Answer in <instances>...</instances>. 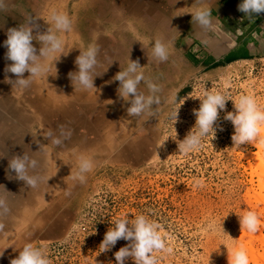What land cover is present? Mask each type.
Masks as SVG:
<instances>
[{"label":"rangeland","instance_id":"obj_1","mask_svg":"<svg viewBox=\"0 0 264 264\" xmlns=\"http://www.w3.org/2000/svg\"><path fill=\"white\" fill-rule=\"evenodd\" d=\"M169 1L175 3L178 13L192 12L195 8H189L190 3L202 5L212 0ZM259 39L253 59L206 70L180 55L157 74L154 63L152 73L149 71V54L142 42L134 49H126L130 40L119 43L112 67L120 71L129 57L139 62L146 78L161 87V103L153 105L156 114L151 117H129L130 101L120 96L121 105L107 99L105 113L99 115L34 114L28 105V98H33L29 89L5 82L6 76L10 80L16 77L0 66V155H4L0 157V197L9 206V212L0 217V250L4 248L0 264H10L19 248L29 242L45 248L50 264H116L114 253L129 242L119 239L104 252L99 244L112 221L120 217L132 220L139 214L160 225L166 245L172 249L155 253L157 264H228L227 252L241 246L249 264H264V200L259 196L264 194L260 187L264 180L259 176L264 159L246 158L250 153L263 154L264 144L257 140L252 145H233V126L224 119L226 112L234 110L232 100L219 111L213 137L204 138L197 151H178L195 124L194 110L200 106L196 96H202L206 88L223 90L232 99L250 93L264 105V40ZM45 82L48 89L52 87L50 79ZM105 85L101 87L112 91L119 81ZM139 91L147 93L144 83ZM95 95V101L102 100ZM170 96L175 97L174 104L168 102ZM13 105L19 112L10 110ZM177 107L173 123L169 113ZM23 108L31 121L18 119ZM116 109L120 116L111 112ZM92 115L99 118L91 119ZM61 127L71 129L72 135L61 146H53L43 131L58 134ZM82 136L87 139L83 141ZM23 152L40 161L37 174L51 176L35 189L8 169L9 159ZM78 154L89 155L95 162L83 184L70 175ZM196 180H202L203 186H197ZM247 211H255L259 217L255 233L240 229L238 215ZM31 228H35L33 233ZM124 264L134 261L128 258Z\"/></svg>","mask_w":264,"mask_h":264},{"label":"clouds","instance_id":"obj_2","mask_svg":"<svg viewBox=\"0 0 264 264\" xmlns=\"http://www.w3.org/2000/svg\"><path fill=\"white\" fill-rule=\"evenodd\" d=\"M10 0H0V12L7 10ZM238 11L244 13L250 22L254 19L253 14L264 12V0H240ZM191 14L192 22L205 32H215L216 25L212 19L211 8L207 5L197 6ZM33 18L29 17L25 24H21L18 28H9L6 32V39L3 44L7 51L5 58L12 63L5 68L6 72L15 74V80H10L7 76L5 82L15 84L20 90L30 87L37 79L47 77L49 68L54 61L58 60L61 54H65L63 49L66 44L65 33L73 30V19L64 11L51 8L48 12V18L45 20L49 25L47 31L37 33L33 36L32 23ZM41 43L39 54L31 41L33 39ZM135 41H141L137 38ZM151 54L153 59L158 63H163L169 59L173 42L171 39L163 40L155 38L150 41ZM72 48V47H71ZM75 59L77 71L70 72L69 78L74 87L82 91L94 90L93 79L107 70L97 72L98 67V46L89 44L81 50ZM70 49V48H69ZM121 69V68H120ZM27 71L29 75L25 78L23 73ZM119 81L117 89L118 94L125 101H130L126 112L129 117H140L141 115H155V108L161 103L159 93L160 85L145 77L143 67L136 60L128 57L126 67L118 71L112 78ZM144 83L147 93L139 91V85ZM228 85L225 84V88ZM200 99V106L194 110L196 117L193 128L194 131L184 137L178 145V151L182 153H190L199 150L202 146L204 138L215 134L214 123L217 121L219 111L225 108V102L229 99L233 102V111H228L224 115V119L231 122L234 132L231 135L233 145L239 147L241 145H252L257 140L264 144V136L261 135L264 130V105L258 103L256 97L252 94H240L236 99H232L225 91L219 89H205L202 96H196ZM169 103H175V97L170 96ZM177 108L169 113V119L174 123L177 120ZM43 135L49 139L53 146H61L64 141L68 140L71 135V129L60 128L58 134H54L51 130L43 131ZM40 151L45 149L40 146ZM47 155V153H45ZM4 155H0L3 157ZM40 166V161L24 153L22 155H14L8 161V169L13 170L15 178L24 182L29 188H37L41 182H47L51 176L37 174L35 170ZM95 167L93 158L89 155H75V170L70 173L74 182L83 184L87 175L90 174ZM11 178V177H9ZM197 186H203L202 180H196ZM67 195V193H66ZM9 212V206L3 197H0V217ZM240 229H244L250 233L259 230V217L255 211H247L238 215ZM3 225L0 224V229ZM123 239L129 243L120 247L115 253L116 264H124L125 260L131 258L134 264H157V256L155 253H170L172 249L166 245L163 234L160 231V225L148 218L144 214L136 215L132 220L120 217L111 222V226L105 232L102 241L99 244L100 252L111 249L117 240ZM223 244V243H221ZM226 248L227 246L223 244ZM6 248V247H5ZM4 249V248H3ZM3 249L0 250L2 254ZM19 254L11 259L10 264H50L48 253L43 246L37 247L32 243H25L19 248ZM228 264H249V259L243 246L232 248L227 252Z\"/></svg>","mask_w":264,"mask_h":264},{"label":"crops","instance_id":"obj_3","mask_svg":"<svg viewBox=\"0 0 264 264\" xmlns=\"http://www.w3.org/2000/svg\"><path fill=\"white\" fill-rule=\"evenodd\" d=\"M239 3L240 0H212L209 4H202L211 8L216 25L215 32H205L192 22L191 14L188 13L190 11L175 13V3L169 0H10L7 10L0 12L1 70L12 63L5 58L7 48L3 41L7 38V29L18 28L32 17L35 37L51 26L45 21L51 8L64 11L73 19L72 32L65 33V54H61L53 62L49 68L50 76L37 79L30 85L28 89L33 98H28V105L34 110V114L47 112L60 115H99L105 113L107 99L121 105L118 86H114L112 91L101 86L116 81L112 78L119 69L115 70L108 64L116 54V46L124 40L131 42L129 46L126 45V49H134L138 45L135 40L139 38L149 54V71L152 73L151 66L154 63L156 74L171 58L180 55L191 65L206 70L253 59L260 47L259 37L264 40V12L256 15L260 20L253 27L244 19V13L238 11ZM190 4L189 8L201 6L198 3L193 6ZM185 7L187 6L183 9ZM176 25L179 26L177 30ZM155 38L171 39L173 42L169 59L163 63L156 62L151 54V43L149 45L148 42ZM31 43L36 54H39L41 43L35 38ZM89 44H95L99 49L96 71L102 72L108 67L94 77V90L82 91L73 86L68 74L77 71L75 59L80 52L77 47L83 50ZM28 75L27 71L23 73L25 78ZM48 79L52 82L49 89L45 82ZM100 83L103 85L100 86ZM94 95L102 100L95 101ZM10 110L19 112L15 105ZM111 112L119 116L121 113L119 109ZM29 115L23 108V114L18 119L31 121L32 117ZM98 115H92L91 119H98Z\"/></svg>","mask_w":264,"mask_h":264},{"label":"bare ground","instance_id":"obj_4","mask_svg":"<svg viewBox=\"0 0 264 264\" xmlns=\"http://www.w3.org/2000/svg\"><path fill=\"white\" fill-rule=\"evenodd\" d=\"M261 135L262 136H264V130H262V132H261ZM85 139H87L86 137H84V136H82V140L83 141H85ZM262 147L260 146V149H261ZM246 158H248V159H255V160H259V159H264V152H263V154H261L260 155V153L258 152V153H256V154H247L246 155ZM261 164V163H260ZM260 169V174H259V176H260V178L262 179V180H264V164L262 165V167H260L259 168ZM260 187H261V189H264V181L263 182H261L260 183ZM263 193V192H262ZM259 196H260V198H262L263 200H264V194H259ZM33 201V200H32ZM264 203V202H263ZM264 206V205H263ZM25 217V216H24ZM32 230L30 231L31 233H33L34 231H35V228H31ZM253 252V251H252ZM257 254L254 252L253 253V256L255 257ZM258 256H260V255H258ZM258 261V260H257ZM254 264H256V263H254Z\"/></svg>","mask_w":264,"mask_h":264},{"label":"trees","instance_id":"obj_5","mask_svg":"<svg viewBox=\"0 0 264 264\" xmlns=\"http://www.w3.org/2000/svg\"><path fill=\"white\" fill-rule=\"evenodd\" d=\"M256 15H257V14H253L254 19H252L251 22H250V20H249L247 17H245V16H244V19H245L246 21H249L250 24H251V26L254 27L256 24H258V22H259V20H260V18L257 17ZM256 17H257V18H256ZM184 91H187V89L184 88V89H183V92H184Z\"/></svg>","mask_w":264,"mask_h":264}]
</instances>
